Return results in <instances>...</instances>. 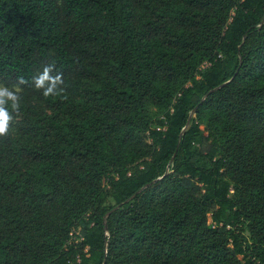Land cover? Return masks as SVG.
Wrapping results in <instances>:
<instances>
[{
  "label": "trees",
  "instance_id": "16d2710c",
  "mask_svg": "<svg viewBox=\"0 0 264 264\" xmlns=\"http://www.w3.org/2000/svg\"><path fill=\"white\" fill-rule=\"evenodd\" d=\"M18 77L0 264H264V0H0Z\"/></svg>",
  "mask_w": 264,
  "mask_h": 264
},
{
  "label": "clouds",
  "instance_id": "9594fccd",
  "mask_svg": "<svg viewBox=\"0 0 264 264\" xmlns=\"http://www.w3.org/2000/svg\"><path fill=\"white\" fill-rule=\"evenodd\" d=\"M54 66H45L43 72L33 78L35 88L43 90L45 97L50 95H58L63 89H58V85L63 84L62 75H52ZM28 81L24 77L17 78V89L19 85L26 84ZM11 101V111L8 110L6 100ZM20 97L15 91L10 90L8 87L0 86V137H5L9 133L10 124L13 120L12 113H19Z\"/></svg>",
  "mask_w": 264,
  "mask_h": 264
},
{
  "label": "rangeland",
  "instance_id": "374dc122",
  "mask_svg": "<svg viewBox=\"0 0 264 264\" xmlns=\"http://www.w3.org/2000/svg\"><path fill=\"white\" fill-rule=\"evenodd\" d=\"M0 86L7 87V86H4L3 84H0ZM8 88H9L10 90H12V91H15V92H19V91H20V90L17 89L16 87H8ZM19 123H20L19 118H13V120H12V122H11V124H10V127L18 126ZM200 164H201L202 166H204V165H205L204 160H200Z\"/></svg>",
  "mask_w": 264,
  "mask_h": 264
},
{
  "label": "water",
  "instance_id": "95a60500",
  "mask_svg": "<svg viewBox=\"0 0 264 264\" xmlns=\"http://www.w3.org/2000/svg\"><path fill=\"white\" fill-rule=\"evenodd\" d=\"M174 158V157H173ZM173 158H172V160H173Z\"/></svg>",
  "mask_w": 264,
  "mask_h": 264
}]
</instances>
